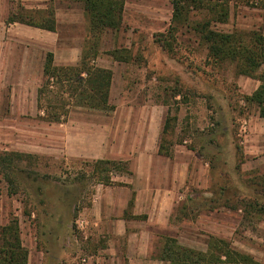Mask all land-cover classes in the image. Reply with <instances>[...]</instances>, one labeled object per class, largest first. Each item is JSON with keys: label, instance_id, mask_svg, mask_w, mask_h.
Listing matches in <instances>:
<instances>
[{"label": "rangeland", "instance_id": "obj_1", "mask_svg": "<svg viewBox=\"0 0 264 264\" xmlns=\"http://www.w3.org/2000/svg\"><path fill=\"white\" fill-rule=\"evenodd\" d=\"M171 1L125 0L122 25L101 35L95 61L113 73L114 110L76 109L63 124L39 120L34 97L48 52L56 66L78 62L88 27L82 3L53 0L54 34L14 25L0 40V154L36 157L32 165L16 164L25 172L13 170L18 183L13 195L0 173V226L18 221L28 264L127 263L125 239L93 220V193L100 183L95 160L80 154L95 143H148L151 132L169 151L183 143L177 155L188 163L183 197L167 227L150 229L151 260L169 264L158 259L166 239L206 252L214 237L264 264V120L245 100L259 82L237 75L233 63H213L191 26L178 27L173 44L164 42ZM253 1L228 0V23L213 28L263 32L262 11L243 4ZM18 4L42 10L49 0H0V10ZM204 14L192 12L190 25ZM113 49L125 51L120 55L129 60L115 61L107 54ZM168 113L176 119L161 136ZM250 202L255 206L245 205Z\"/></svg>", "mask_w": 264, "mask_h": 264}, {"label": "trees", "instance_id": "obj_2", "mask_svg": "<svg viewBox=\"0 0 264 264\" xmlns=\"http://www.w3.org/2000/svg\"><path fill=\"white\" fill-rule=\"evenodd\" d=\"M77 1L82 3L83 13L88 23L87 40L80 58L74 65L56 66L53 54L48 52L44 58L41 81L36 91L37 118L51 124L65 123L71 112L76 109L99 112L114 110L109 102L113 73L109 69L97 66L95 61L99 54L101 35L108 31H117L122 25L125 0ZM52 3L53 0H49V6L46 9L34 11L18 4L9 9L5 25L21 24L54 33L56 18L50 6ZM243 4L262 11L264 22V0H254L251 4L248 2ZM171 6L170 25L166 34L161 35L164 42L173 44L176 41L178 27L185 24L191 26L192 30L198 34L200 42L206 46L207 56L213 63H233L237 75L255 78L259 82L257 89L251 96L245 97V100L256 105L259 117L264 120V31L224 33L215 30L213 26L216 24H227L229 21L228 0H172ZM194 11L205 12V14L199 21L190 25V14ZM124 52L113 49L107 54L115 61L127 62L129 57L120 55ZM175 119L176 117L170 116L169 113L166 115L161 136L168 133L170 124ZM158 154L169 157V148L159 143ZM34 158L36 157L8 152L0 154V173L8 186L9 195L15 194L18 188L13 170L25 172L16 164L27 162L29 163L27 165H32ZM92 164L93 173L98 176L97 182L103 185H111V176L114 172L130 174L125 162L96 160ZM236 169H239L238 165L235 166V171ZM103 173H105L104 176H102ZM32 174L34 173L28 172L27 176L31 178ZM32 180L36 182L38 179L35 177ZM260 186L264 191V183ZM41 202L46 201L43 199ZM252 203L245 205L254 207ZM50 217L54 220L53 214ZM165 241L158 259L169 264H255L250 257L233 250L223 239L210 237L206 252L182 247L174 239ZM0 264H28V252L21 243L20 229L16 219L0 226Z\"/></svg>", "mask_w": 264, "mask_h": 264}, {"label": "crops", "instance_id": "obj_3", "mask_svg": "<svg viewBox=\"0 0 264 264\" xmlns=\"http://www.w3.org/2000/svg\"><path fill=\"white\" fill-rule=\"evenodd\" d=\"M9 9L0 10V40L14 25L40 30L21 24L6 26ZM34 101L37 117L36 92ZM158 135L151 132L148 143H95L80 154L95 161L130 162V174L112 175L111 185L97 184L91 205L93 220L107 227L108 234L125 239L127 264L157 263L150 258L149 245L154 239L150 229L166 228L175 204L183 197L180 189L186 183L188 163L177 155L183 147L175 146L169 157L161 156Z\"/></svg>", "mask_w": 264, "mask_h": 264}]
</instances>
